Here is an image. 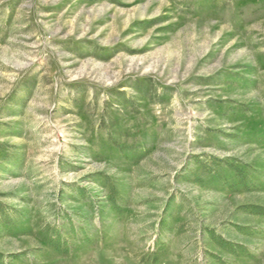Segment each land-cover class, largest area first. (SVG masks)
Wrapping results in <instances>:
<instances>
[{
	"label": "rangeland",
	"instance_id": "obj_1",
	"mask_svg": "<svg viewBox=\"0 0 264 264\" xmlns=\"http://www.w3.org/2000/svg\"><path fill=\"white\" fill-rule=\"evenodd\" d=\"M0 264H264V0H0Z\"/></svg>",
	"mask_w": 264,
	"mask_h": 264
},
{
	"label": "trees",
	"instance_id": "obj_2",
	"mask_svg": "<svg viewBox=\"0 0 264 264\" xmlns=\"http://www.w3.org/2000/svg\"><path fill=\"white\" fill-rule=\"evenodd\" d=\"M222 242V241H221Z\"/></svg>",
	"mask_w": 264,
	"mask_h": 264
}]
</instances>
